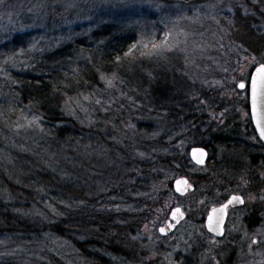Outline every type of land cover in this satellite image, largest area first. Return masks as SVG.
Listing matches in <instances>:
<instances>
[{"label": "rangeland", "instance_id": "374dc122", "mask_svg": "<svg viewBox=\"0 0 264 264\" xmlns=\"http://www.w3.org/2000/svg\"><path fill=\"white\" fill-rule=\"evenodd\" d=\"M111 25L118 29L119 34L136 35L137 41L133 44L135 47L132 46L128 56L135 61L139 75H135L132 85L128 83L132 89L138 88L139 95L141 91L145 95L146 92L153 91L156 67L152 68V63H156L167 72H172L174 78H177L174 80L172 76L165 77L160 84L159 93L164 95L162 100L169 107H174L179 102L184 104L187 101L192 106L194 104L201 106V102L206 103V100L211 103L213 93L207 96L209 98L204 99L201 97V89L215 90L216 86L220 85L221 79L226 74L232 73L231 67L234 65L238 67L239 61L243 62L240 74L243 78H247L250 72L251 56L255 55L257 59H260L261 53H264V0H0V100L6 104L0 107V159H4L9 149L27 151L37 144L43 147L44 138L42 136L45 133L40 128L45 120L33 111L30 103L31 96L23 89L22 80L44 69V58L47 54L73 43L78 37L90 38L94 31ZM250 30L254 32V37H261L263 42L255 52L251 50L246 52L242 46L244 40L249 38L248 31ZM166 33H171L167 37L168 46L153 49L152 44H160L164 41ZM246 56L248 60H245ZM75 63L74 61L73 67L70 63L61 64L59 62L61 65L58 70L64 71V68H69L74 71ZM110 73L102 75L104 88L98 91L101 102L113 101L121 106L122 101L137 100L135 98L137 90L133 92L123 86V84H128L125 82L127 79L122 76L117 77L115 74L110 75ZM219 77L222 78L217 79ZM108 81H111V84ZM240 81L239 79L234 82L233 94L236 99L238 96H246V92L243 91H240L241 95L236 94L239 92L238 83ZM92 92L87 89L86 92L73 95L70 106H68L71 117L81 118L80 125L86 136L89 135V131L93 133L98 127L94 103L99 98L94 97ZM226 94H229L228 90L221 93V95ZM143 99L147 110L139 111L133 106L128 111L129 122L122 123L125 131H136L140 134H138V143L137 141L133 143L131 140L125 142L124 137L118 135L114 137L116 139L113 138L112 146L99 142L100 149L97 141L87 140V138L82 141L81 139L73 141L71 153L76 149L80 150L75 155L77 162L72 156V162L68 163L75 167L76 163L81 164L85 159L89 162L88 166L95 169L94 174L99 173L97 175L87 174L85 186L88 189L90 186L95 187V183L99 182L96 187L98 193L100 195L110 193L106 188L108 177L106 171H117L123 167L122 163L126 161L121 153L125 150L134 148L138 153V158L143 162L149 157L148 150L152 148L151 144L153 145L156 139L161 136H170L169 139H174L184 134L183 125L170 122L167 117L152 115V106L148 99L141 97L139 106L143 104ZM155 100L156 98L152 102ZM101 102L99 100L97 103ZM228 110L229 113L222 108L210 107L208 108L209 118L207 123H203V128H201L200 119H196L198 121L196 122L190 118L189 125L194 129L191 131L193 135L196 133L197 137L199 136V139L196 138L198 141L209 143L211 149L214 150L213 157L215 156L216 160L221 162L222 159V165L226 168L230 166L237 168L234 160L236 157L232 155H241L238 147L240 142L228 140V138L234 136L247 138L251 135H246L247 129L243 128L242 123L245 122L246 117L239 106L228 108ZM204 111H207V107ZM226 113L227 116H225ZM212 121L218 125L210 128L208 124L213 123ZM177 128H183L182 134ZM187 140H190L189 137L182 143L189 146L190 157V150L194 144H192V139L189 142ZM182 143L178 146L180 147ZM126 144L130 148H127ZM113 146L123 151H115ZM248 146L250 145H245L243 148ZM235 147H238V150H234ZM46 150L43 153H51L48 148ZM112 150L115 151V155L112 153L114 155L112 157L110 154L112 160L107 161L106 164L101 159L103 156L100 151L109 154ZM242 151L243 155L240 159L248 164L246 160L248 158L253 165L254 158L251 159L248 153L245 154L243 149ZM152 152L164 153L160 152L158 145L152 149ZM63 154L58 151V156L53 154L51 157L66 158L67 155L63 156ZM181 165L177 163L166 170L163 173L164 178L171 179L173 182L180 176L176 170H180ZM185 168L191 177L196 179L198 174L201 175V172L207 171L210 167L208 164L203 167L198 166L191 160L185 164ZM126 172L132 174L131 171ZM59 203L62 207L75 205V203L66 201ZM105 203L109 204L111 210L115 212L114 220L118 224V211L122 207L118 204L120 198L110 196ZM181 205L184 209L186 208L185 204ZM112 228L117 229L118 226L114 224ZM62 229L64 231V228ZM198 230L199 226L190 220H184L178 229V235L182 239H187L196 235ZM68 232L67 229L63 235L45 234L41 238L40 245L0 237V263L5 261L9 264H54L56 258L60 264L126 263L121 255L112 252L108 256L100 254L102 257L95 259L90 256L91 252L88 249L82 256L80 250L90 245L87 237L75 238L73 236L70 239ZM169 239L170 237L154 236L148 240L151 244L149 247L152 250L156 249L155 254L167 264L170 260L166 250L169 247ZM105 258L109 261L101 262Z\"/></svg>", "mask_w": 264, "mask_h": 264}, {"label": "trees", "instance_id": "16d2710c", "mask_svg": "<svg viewBox=\"0 0 264 264\" xmlns=\"http://www.w3.org/2000/svg\"><path fill=\"white\" fill-rule=\"evenodd\" d=\"M117 30L112 25L105 26L94 31L90 38L82 36L76 38L73 43L47 54L44 58V69L40 73L28 75L22 80L23 89L28 91L31 96L30 103L33 111L45 120L42 123V128H40L45 134L42 136L44 138L43 147L37 144L27 151L9 149L4 159H0L1 238L5 237L11 241L40 245L41 238L45 234L63 235L68 229L70 239L73 236L75 238L87 237L90 245L86 247L87 249L80 250L82 256L88 249L91 252L90 256L95 259L102 257L100 254L108 256L110 252L128 256L135 249L134 241L132 237H129L132 235L131 230L142 223H158L164 210L168 207L169 201L175 199L171 179L164 178L163 173L166 170L177 163H181L182 168L176 172H179L180 176L187 177L194 185V191L189 194V200L192 203L199 201L201 175L198 174L197 178L193 179L187 169H184L185 164L191 161L188 154L189 146L182 143L185 139L188 137L189 141L192 139L193 147L203 146L209 150L208 166L226 168L222 165V159L220 162V160H216L215 156L213 157L214 150L211 149L209 143H204L201 140L200 142L198 141L199 136L197 137L196 133L193 135L191 131L194 129L189 125V121L190 118L195 121L200 119L201 128H203V123H207L209 118L208 108H222L229 113L228 108L241 105L240 102L238 104L235 101L236 97L234 98L233 92L235 90L234 82L242 79L240 69L243 62L239 61L238 67L235 65L231 67L232 73L226 74L223 78H217L222 79L215 90L201 89V97L204 99L209 98L207 96L213 93L211 103L206 100V103L201 102V106L195 104L192 106L187 101L184 104L179 102L176 106L169 107L162 100L164 95L159 93V88L165 77L172 76L174 78L172 72H167L157 66L156 63H152L151 67H156L153 91L146 92V95L141 91L142 96L139 95L140 91L137 87L133 89L130 87L135 75L138 76L139 74H137L138 69H136L135 61L128 56L133 44L137 41L136 35L132 33L119 34ZM248 34L249 38L246 40L240 38L244 40L242 46L246 52L247 50L255 52L263 42L261 37H254L252 30L248 31ZM237 35L239 37V34ZM74 61L76 62L74 71L69 68H64V71L58 70L63 62L73 66ZM59 62H61L60 65ZM109 73L126 78L125 82H130L131 85L128 83L123 84V86L133 90V92L137 90L135 97L137 100L134 102L122 101L121 106L113 101L104 100L101 102L98 91L104 88L102 75ZM87 89L93 91V96L99 99H96L94 103L98 127L93 133L89 131V135L86 136L80 125L81 118L74 119L71 117L68 106H70L73 95H79L81 92H86ZM226 90L229 94L221 95ZM141 97L151 102L152 115L167 117L168 121L183 125L184 134L173 137L174 139H169L170 136H161L156 139L155 143L151 144L152 148L148 150V153L146 151L149 157L143 162L138 158V153L134 148L122 152L123 150L113 146L115 151L122 152L121 156L125 158L126 162L122 163L123 167L117 171H106L108 176L106 188L110 193L100 195L96 190L99 182L95 183V187L90 186V189L85 186L87 174L96 173L95 169L88 166L89 162L83 159L81 164L76 163L75 167L68 163L72 162V156L77 162L75 155L80 150L76 149L75 152L71 153L72 143L75 140L81 139L82 141V139L87 138V140L97 141L100 149L99 142L110 145L113 138L118 136H123L125 142L131 140L133 143L135 141L138 143L140 134L138 133V135L136 131H125L122 123L129 122L130 114L128 111L133 106L139 111L147 110L144 99L143 104L139 106ZM155 98L156 100L152 102ZM99 100L100 104L97 103ZM5 105L0 100V107ZM205 107H207V111H204ZM58 123L60 124L58 125ZM216 125L218 124L215 122L208 124L210 128ZM183 128H177L181 134ZM83 136L86 137L83 138ZM180 143H182V147L178 146ZM156 145H158L160 152L166 151L153 153L152 149ZM46 148L55 156H58L59 151L67 157H51L53 154L43 153V151H47ZM115 151L112 150L109 154L100 151L103 156L102 161L106 164L107 161L110 162ZM110 154L112 157L109 156ZM180 157H182L181 162L178 161ZM252 157L255 163L257 161L255 154ZM99 161L101 160L99 159ZM126 171H131L132 174H128ZM209 184L212 183L209 182ZM110 196L120 198L118 204L122 207L118 211V224L114 220L115 212L111 210L109 204L105 203ZM63 201L72 202L75 205L67 206L68 208L62 207L59 202ZM114 224L118 226L117 229L112 228ZM62 231L63 233H61ZM80 249L82 248L80 247ZM106 261L109 260L105 258L101 262ZM58 262L56 258L54 264H60ZM0 264H9V262L3 261Z\"/></svg>", "mask_w": 264, "mask_h": 264}, {"label": "flooded vegetation", "instance_id": "af4514ba", "mask_svg": "<svg viewBox=\"0 0 264 264\" xmlns=\"http://www.w3.org/2000/svg\"><path fill=\"white\" fill-rule=\"evenodd\" d=\"M238 91L237 96L240 91L246 92V96H238L235 101L241 103L237 107L245 113L243 128L247 129L246 135L251 137L234 136L228 140L240 142L238 147L241 155L243 149L253 159L255 152L257 161L252 165L246 158V164L240 159V154H234L232 156L236 157L234 160L237 168L209 166L207 171L201 172L199 201L193 203L189 200V194L194 190L180 195L172 185L175 199L169 201L159 222L142 223L131 230L132 235L129 237H132L135 249L130 255L121 256L125 264H167L155 254L156 249L149 247L151 244L148 240L154 236L170 237L169 247L166 249L170 257L168 264H264V143L254 128L249 90L238 88ZM245 145L250 146L243 148ZM205 149L210 157L209 150ZM189 182L191 183L190 180ZM232 196L243 197L244 203L228 206L223 219V234L211 231L208 227L211 211L227 204ZM181 204H185L186 208ZM177 208L184 213L183 217L173 215ZM184 220H190L199 226L198 233L187 239L178 235V229Z\"/></svg>", "mask_w": 264, "mask_h": 264}, {"label": "snow or ice", "instance_id": "6c2138e0", "mask_svg": "<svg viewBox=\"0 0 264 264\" xmlns=\"http://www.w3.org/2000/svg\"><path fill=\"white\" fill-rule=\"evenodd\" d=\"M171 33H166V39L161 41L160 44H152L153 49H160L168 46L167 37H169ZM135 47V46H133ZM147 47V45H145ZM245 60H248V57H245ZM264 53H261V58L257 59L255 55L251 56V60L249 61L250 72L247 78L241 79L239 82V88L249 90L250 98H251V115L255 119L256 126L260 131V136L264 138ZM103 78V77H102ZM111 84V81H108ZM199 153V157L196 162L198 164H204V157L207 156V153L202 148H194L192 150V154L195 157L196 154ZM177 191H182L180 188L181 184L187 185L188 182L186 180H178L176 181ZM190 187V185H188ZM233 203L243 204L244 199L241 196H232V198L228 201L227 204L221 206L220 209H213V213L219 212L221 215L213 221V216H209L208 227L213 232H219L223 234V216L227 214V208L229 205ZM179 215L181 217L184 216V213L181 209L177 208L174 216ZM174 226V225H173ZM161 231H165V229H161ZM257 243V241H253Z\"/></svg>", "mask_w": 264, "mask_h": 264}, {"label": "water", "instance_id": "95a60500", "mask_svg": "<svg viewBox=\"0 0 264 264\" xmlns=\"http://www.w3.org/2000/svg\"><path fill=\"white\" fill-rule=\"evenodd\" d=\"M238 85H239V83H238ZM238 88H239V86H238ZM239 89H241V88H239ZM250 105H251V98H250ZM252 119H253V123H254L255 131H256L258 137H259V138L261 139V141L264 143V138H262V137L260 136V131H259V129H258L257 126H256L255 119H254L253 117H252ZM194 148H202V149H204V151L207 153V156L204 157L205 163L207 162L208 157H209V153H208V151H207L204 147H201V146H195V147H193V148L190 150V156H191L192 161H193L196 165H198V166H203V165H205V163H204V164H198V163L196 162L197 158L199 157V153H197L196 156L194 157L193 154H192V150H193ZM178 180H186V181L188 182L187 185H185V184H181V185H180V188L182 189V191H177V184H176V181H178ZM172 185H173L174 191H175L177 194H180V195H184V194H186L187 192H189V191H193V190H194V186L189 182V179H188L187 177H178V178L174 179ZM188 185H190V187H189ZM220 208H221V207H219V208H215V209H220ZM220 215H221V214H220L219 212H217V213L214 214L213 211H211V213H210V216H213V221H215V219H216L217 217H219ZM224 217H225V216H223V219H224ZM208 223H209V222H208Z\"/></svg>", "mask_w": 264, "mask_h": 264}]
</instances>
